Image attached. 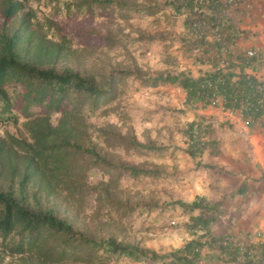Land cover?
I'll list each match as a JSON object with an SVG mask.
<instances>
[{"label":"trees","instance_id":"obj_1","mask_svg":"<svg viewBox=\"0 0 264 264\" xmlns=\"http://www.w3.org/2000/svg\"><path fill=\"white\" fill-rule=\"evenodd\" d=\"M243 1L165 0L142 5L136 0H71L63 5V24L41 19L24 0H0V124L23 120L29 134V139L0 134V264H65L114 256L150 264H264L263 234L242 238L215 231L225 215L224 201L235 192L220 201L197 195L193 201L169 202L189 213L185 229L191 238L164 253L114 236L94 239L59 215L61 197L80 203L93 189L108 199L127 173L134 178L161 175L158 169L115 162L100 145L158 155L168 146L153 139L142 142L134 132L124 134L113 123L90 122L98 110L119 97L122 84L129 79L153 87L174 84L184 90L186 107L238 112L251 128L262 121L264 79L257 73L264 66V55L256 51L248 56L238 44L241 30L234 14ZM167 8L183 16V31L175 39L198 75L187 67L152 73L136 63L98 72L85 66L89 47H94L93 53L100 47H119L123 38L112 30L101 34L78 21L80 17H109L118 12L128 19L132 13L151 16ZM161 37L167 36H148ZM74 40L83 45L80 50L73 48ZM53 115H58L56 123ZM218 126L232 124L227 120ZM215 131L216 121L205 115L182 129L186 152L197 159L199 167L216 169L199 159L208 148L218 151ZM95 169L109 177L106 184L91 188L89 177Z\"/></svg>","mask_w":264,"mask_h":264},{"label":"rangeland","instance_id":"obj_2","mask_svg":"<svg viewBox=\"0 0 264 264\" xmlns=\"http://www.w3.org/2000/svg\"><path fill=\"white\" fill-rule=\"evenodd\" d=\"M69 1L71 0H24L27 8L36 10L41 19L48 17L63 24L66 18L63 5ZM164 2L165 0H136L137 4L142 5ZM78 21L87 27L96 28L101 34L112 30L117 37L123 38L122 46L119 47H100L94 53V47L87 48L88 58L84 64L88 69L93 68L94 72L108 71L111 68H130L136 63L143 70L152 73L176 72L187 67L198 75L197 67L191 64V59L182 55L179 42L175 39L176 34L183 31V16L176 15L170 8L151 16L132 13L128 19H122L120 14L115 12L109 17L91 18L87 15L80 17ZM2 23L3 18L0 15V25ZM163 34L167 37L148 38ZM82 47L78 41H73V48L80 50ZM121 87L119 97L104 109L98 110L90 122L98 126L113 123L124 134L134 132L142 142L153 139L158 145L168 146V150L158 155L154 152L144 154L125 150L121 146L108 147L101 144L100 147H103L115 162L158 169L161 175L134 178L127 173L120 178L108 199L104 195L99 197L92 191L93 189L80 199V203L77 199H72L68 203L61 197L59 201L62 207L59 215L73 222L77 230L94 239L114 236L118 240L154 249L159 253L169 252L179 247L186 237H189L185 229L189 213L179 206L173 208L168 203L178 199L188 201L209 177L216 179L223 175L197 166V159L186 152L187 144L182 129L186 127L187 122L204 114L199 112L201 108L195 107L196 105L185 106L184 90L174 84L153 87L132 79L125 81ZM179 109L186 111L180 112ZM221 110L223 114L224 110L222 108ZM205 116L216 121L213 137L218 141L219 147H222V143L228 141L233 134L232 131L218 126L219 122L227 120L220 119V114ZM57 119L58 115H53L54 123ZM7 132L29 139L23 120L18 124H0V134L5 136ZM108 177L109 175L102 170L95 169L89 177V184L91 188L101 182L106 184ZM149 205L158 208L148 210L145 206ZM65 264H150V262L114 256L110 259L105 257L88 262L69 261Z\"/></svg>","mask_w":264,"mask_h":264},{"label":"crops","instance_id":"obj_3","mask_svg":"<svg viewBox=\"0 0 264 264\" xmlns=\"http://www.w3.org/2000/svg\"><path fill=\"white\" fill-rule=\"evenodd\" d=\"M246 2L239 6L237 13L241 14H234L241 30L238 44L243 49L254 48L264 55V0ZM257 76L264 79V66ZM199 112L204 115L220 114V119L230 120L232 126L222 129L233 134L222 143V147L218 146L217 152L208 148L199 157L202 162L215 165L216 169L211 171L223 176L216 179L209 177L188 201H193L197 195L209 201H220L225 194L235 192L224 201L225 215L215 231L233 233L242 238L257 232L264 235V117L251 128L238 112L223 111L225 117L221 107H208ZM240 187L244 190L237 193ZM188 235L179 246L191 238Z\"/></svg>","mask_w":264,"mask_h":264},{"label":"built area","instance_id":"obj_4","mask_svg":"<svg viewBox=\"0 0 264 264\" xmlns=\"http://www.w3.org/2000/svg\"><path fill=\"white\" fill-rule=\"evenodd\" d=\"M229 1L232 2V1H234V0H229ZM246 1H247V0H244V1H243V2H244L243 4H247ZM246 54H247L248 56H254V55L256 54V50L253 49V48H249V49L246 50ZM257 236H258V237H262V233H261V232H258Z\"/></svg>","mask_w":264,"mask_h":264}]
</instances>
